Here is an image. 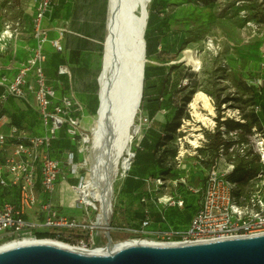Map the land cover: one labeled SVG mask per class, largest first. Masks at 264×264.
<instances>
[{
	"label": "built area",
	"instance_id": "1",
	"mask_svg": "<svg viewBox=\"0 0 264 264\" xmlns=\"http://www.w3.org/2000/svg\"><path fill=\"white\" fill-rule=\"evenodd\" d=\"M53 9V0H36L30 34L36 42V47L12 81L5 77L0 79V86H5V91L0 95V106L5 105L10 98L28 101L32 96L44 127L42 135L25 134L15 125L10 127L8 135L0 134V145H5L7 140H10L15 149L13 155L4 162L0 161V188L17 193L16 201L5 199L0 194V245L25 237L42 239L40 235H51V230L55 229L77 231L81 238L78 245L93 248L97 247V237L111 236L113 230L111 219L117 202V181L114 189L115 204L106 226H102L99 221L101 201L93 197L84 199L81 196L80 189L88 181L84 176H81L78 184L71 186L76 196L73 206L83 210L81 220L63 214L54 203L63 161L52 156L53 142L60 131L65 129L67 137L77 147V151L86 153L91 139L87 131L81 129L80 114L83 116L84 106L70 95L59 98L57 90L49 84L45 73L48 62L45 45L49 42V29L43 24L53 14ZM52 44L57 52H62L60 40H55ZM58 73L71 78L67 66H60ZM187 82L185 80L184 83ZM249 84L258 93H262L263 85L259 79L252 78ZM253 112L259 116L262 112L261 105H255ZM161 113L165 115L167 112L162 110ZM3 119L4 116H1L0 122ZM224 120L226 119H223V126L219 128L222 145L214 154L207 151L205 148L207 142L201 136L198 146L191 144L189 151L179 152L176 156L178 179L172 182L170 193H163L167 188L168 176H152L144 180L148 196L138 202L142 207L141 214L144 220L140 227L121 229L122 231L138 235L133 238L178 245L264 235V124L262 129L257 125L250 126L248 132L244 133L243 127L228 131ZM236 121L247 125L244 120ZM180 129L177 130L179 134ZM230 141L233 143L232 146L237 147L236 153L235 148L232 149L234 154L232 159H229L226 149ZM201 150H205L204 154ZM185 153L195 159V165L190 163V166H199L203 174L200 186L188 181L187 172H184L183 167L185 164L181 161ZM68 155L67 164L70 172L74 176L78 175L82 170L78 167L81 163H76L75 153L71 152ZM128 157L131 160V170L136 154L128 153ZM237 157L245 160L250 157L256 158L258 169L252 178L242 182L234 179L237 165L234 160ZM130 170L121 177L119 190L129 176ZM40 191L47 196L46 200L41 201ZM187 196H200L201 199L199 210L190 226L180 231L156 228L148 205L151 203L164 221V215L168 210L185 209ZM55 236L54 239L61 236L70 238L65 234Z\"/></svg>",
	"mask_w": 264,
	"mask_h": 264
},
{
	"label": "rangeland",
	"instance_id": "2",
	"mask_svg": "<svg viewBox=\"0 0 264 264\" xmlns=\"http://www.w3.org/2000/svg\"><path fill=\"white\" fill-rule=\"evenodd\" d=\"M34 1L0 0V73L8 70L10 65L19 58L13 40L2 39V35L5 31L10 30L14 35L21 36L20 45L21 41L26 44L31 41L29 32ZM153 1L149 3L148 12L153 6ZM156 10L162 22L164 35L160 55L155 61L147 58L146 66H164L167 75L164 78L145 82V96L135 126V128L139 126L140 130L135 134L130 149L132 153H135L140 148L141 140L150 127L154 126L158 129L161 124L164 125L165 119L160 110L161 100L167 98L169 91H179L182 86L179 93V97L182 98L181 133L174 135L162 153H159L165 158V166L174 171L172 175H168L167 188L163 190V193L166 194L172 191L171 184L178 179L176 156L179 152L191 149V140H199L203 136L207 142L205 148L211 149L217 142L215 136L219 133L220 126H223V119H226L224 121L227 124H224L228 131L242 126V123L236 120L246 121L248 127L244 128V133L254 125L262 129V124H264V89L262 95L259 94L249 84V80L259 79L261 85H264V0H157ZM79 12L85 16V20H94L95 18L106 20L108 0H90L84 4L83 8L81 7ZM62 14L63 8H61ZM74 28L80 29L81 23H75ZM60 29L63 32V38L66 37L65 31H63L64 26ZM88 30L90 29L86 27V31ZM210 41L215 49H210ZM61 47L63 53V41ZM188 51L198 55L200 65L197 68L184 61ZM24 56L23 58L26 59L27 53ZM102 56L103 48L101 54L96 57V65L90 73V78L94 81L92 90L96 93L94 96L95 110L98 108V77L102 68ZM185 80L188 82L184 83ZM199 92H203L210 98L216 113L212 117L214 124L200 122L190 107L194 96ZM257 104H261L263 107V113H260L262 120L253 112V107ZM199 106L202 107V104ZM199 113L205 116L208 114L202 108L199 109ZM95 119L96 115L89 119L90 129L87 131L91 139L89 150L92 147V128ZM38 124L36 127L39 129L41 122L39 121ZM135 128L133 132H135ZM42 131L43 129L36 133L39 134ZM193 135L196 136L192 137ZM229 143L233 145L231 141ZM226 147L227 155L229 159H232L234 155L232 149L235 148L234 153H236L237 147ZM69 153L71 152H64L58 156L63 161L61 177H69V180L75 185L80 182L81 176L89 179L87 169L80 170L79 174L75 176L71 174L67 164ZM86 154L80 153L76 149V163H82ZM187 154L185 153V157L181 158L185 164L183 165L184 172L191 170L190 163H195V159L188 157ZM255 159V157H250L245 161L249 162L248 165L256 170L258 165ZM234 161L237 164L239 158L237 157ZM187 173L188 181L196 183L194 169L191 173L189 171ZM120 179L119 176L116 183L117 202L111 219L113 228L111 236L97 237L96 245L107 246L110 243L117 244L129 238L138 237L136 234L121 230L140 227L141 221L130 220L129 214L140 213L142 207L139 203L132 202L126 189L120 194L123 189L119 190ZM73 199L74 201L76 199L74 193ZM65 202V211L60 209L61 212L81 220L82 208L69 209L71 198L67 197ZM198 204H200V196H192L188 199L186 209H173L166 213L167 222H162V215L158 212H153L151 218L155 223L162 222L158 225L159 228L168 227V223L174 222L177 231L185 230L186 227L182 228L181 225H189L196 212L195 206ZM153 210L156 209L153 207ZM50 234L51 236L59 234L75 236L77 231L68 232L53 229Z\"/></svg>",
	"mask_w": 264,
	"mask_h": 264
},
{
	"label": "bare ground",
	"instance_id": "3",
	"mask_svg": "<svg viewBox=\"0 0 264 264\" xmlns=\"http://www.w3.org/2000/svg\"><path fill=\"white\" fill-rule=\"evenodd\" d=\"M152 0H112L110 17L112 36L108 43L107 58L104 63L102 56V68L99 74L102 94V110L96 115L92 131L91 150L86 151L83 162L78 166L89 171V179L81 187V196L84 199L93 197L102 203L100 224L106 226L108 217L114 206V189L118 177H122L130 170L131 160L128 153L135 134L139 133L140 127H136L137 115L140 111L143 98H140L142 55L145 45L143 34L147 30L146 21L149 3ZM138 5V7H137ZM109 7V0H108ZM132 9H136L132 14ZM148 25V24H147ZM146 26V27H145ZM10 30L5 31L2 39L13 40L15 51L18 50L19 40ZM210 49H215L212 41ZM186 63L197 68L200 65L198 55L188 51ZM146 66L147 57L144 59ZM106 71L101 76L103 66ZM145 79V78H144ZM145 87V81H144ZM144 95V92H143ZM202 104V107L199 106ZM200 122L214 124L212 117L216 115L210 98L203 92L194 96L190 105ZM202 108L208 112L207 116L199 113ZM135 128V132L133 129ZM193 135L192 137H195ZM192 145L198 146V139L191 140ZM34 244H47L69 249L86 255H105L112 251L135 245L151 246H176L178 244H163L151 239L132 238L117 243V246L84 247L72 245L58 239L30 238L25 237L19 241L0 245V253L21 246Z\"/></svg>",
	"mask_w": 264,
	"mask_h": 264
},
{
	"label": "crops",
	"instance_id": "4",
	"mask_svg": "<svg viewBox=\"0 0 264 264\" xmlns=\"http://www.w3.org/2000/svg\"><path fill=\"white\" fill-rule=\"evenodd\" d=\"M35 2L32 5V19L35 13ZM90 2V0H53V14L44 21V27L49 29L48 39L49 42L45 45V52L48 57L45 73L49 80V84L54 86L57 90V96H73L78 102H80L85 112L81 117V129L89 131L90 129V118L94 115V92L93 85L94 81L90 78V73L93 67L96 65V57L101 54L103 48V41L106 36V22L102 18H95L94 20H85V16L80 14L81 7L84 4ZM61 8H63V14L61 15ZM75 23H81L80 29H75ZM64 26L63 31L66 33V37L63 38V32L60 27ZM86 27L90 30L86 31ZM93 30H92V29ZM31 30L29 32L30 42L26 44L20 41L18 44V60H15L9 69L0 73V79L5 77L8 81H12L19 68L29 59L32 55L33 50L36 47V42L31 37ZM21 36H17L19 40ZM63 39V40H62ZM60 40L64 42L63 53L57 52L52 42ZM24 43V44H23ZM26 59L24 55H26ZM24 59V60H23ZM157 56L151 58L155 61ZM60 66H67L71 72V78L65 75H59L58 69ZM5 91V86H0V95ZM4 116L2 122H0V134L8 135L10 133V127L12 125L17 126L21 132L28 135H42L44 134V127L39 115V112L34 103V98L29 97L28 101L18 100L10 98L8 102L0 106V117ZM41 122V128L36 127L38 122ZM39 126V124H38ZM42 133L37 134V131L42 130ZM60 138V133L57 139ZM56 139V140H57ZM77 147L75 146V151ZM14 146L10 140H7L5 145H0V161L4 162L8 157L14 154ZM64 152H72L65 150ZM63 152V153H64ZM191 173L194 169L195 179L197 180L194 185H202L200 178L203 176L199 169V166H189ZM187 171V172H188ZM188 176V173H187ZM69 177H61L57 186L54 197L55 205L65 211V199L71 198L72 202L68 205L69 209L75 210L73 206L74 199L71 186L75 185L72 183ZM122 189V188H121ZM0 194L10 201H16V191L0 188ZM72 194V195H71ZM41 201L46 200L47 196L40 191ZM189 197L192 196H187ZM137 201L136 203H138ZM151 204V203H150ZM149 204V205H150ZM153 206V205H152ZM154 207V206H153ZM155 208V207H154ZM156 209V208H155ZM180 210V209H179ZM184 210V209H183ZM158 212V211H157ZM70 215V214H69ZM73 216V215H72ZM191 222H189L190 225ZM188 225V227H189ZM172 228L170 225L168 229ZM187 229V228H186ZM173 230V229H172ZM177 231V230H175ZM180 231V230H178Z\"/></svg>",
	"mask_w": 264,
	"mask_h": 264
},
{
	"label": "water",
	"instance_id": "5",
	"mask_svg": "<svg viewBox=\"0 0 264 264\" xmlns=\"http://www.w3.org/2000/svg\"><path fill=\"white\" fill-rule=\"evenodd\" d=\"M111 4L112 0H109L106 22L107 33L103 41L104 63L107 58L108 43L113 35L110 17ZM135 10L132 9L130 13L133 14ZM148 19L149 15H147L146 26ZM145 57L146 41L142 55L143 63L138 103L143 98L144 92ZM105 71L104 64L101 76ZM98 85L99 106L97 115H100L103 106L100 78H98ZM117 245L110 243L107 246ZM0 264H264V235L176 246L135 245L97 256L77 253L53 245L34 244L1 252Z\"/></svg>",
	"mask_w": 264,
	"mask_h": 264
},
{
	"label": "trees",
	"instance_id": "6",
	"mask_svg": "<svg viewBox=\"0 0 264 264\" xmlns=\"http://www.w3.org/2000/svg\"><path fill=\"white\" fill-rule=\"evenodd\" d=\"M156 8H157V0H154L153 6L150 8L148 25L145 33L146 57L149 59H151L153 56H157L158 58V56L160 55V51H161L160 47L162 46V39L164 35L162 22L160 20L159 15L157 14ZM166 75H167V71L164 66L145 67V73H144L145 82L152 81L158 78H164L166 77ZM181 88L183 87L180 86L179 91L177 90H175L174 92L169 91L167 98H162L160 103V107H161L160 110L161 111L165 110L167 112L165 115H163L165 119V123L164 125L161 124V126L158 129L155 128L154 126L150 127L147 134L141 140L140 148L137 149L135 152L136 154L135 160L132 164L129 176L125 180L122 187L123 189L120 193L122 194L124 189H126L127 193L130 194L132 198V202L140 201L143 197L148 196V189L144 182L146 178L152 176L157 177L161 175L163 176L172 175L171 173L172 170L165 166V158L163 157V155L161 154L159 155V153H162V150L165 149L168 142L173 139V136L177 134V130L180 128L181 116H182V106H181L182 98L179 97V93L182 90ZM262 89H264V85ZM144 96H145V92L143 98ZM97 102L99 106L98 98H97ZM97 110L98 108L95 110L94 115H97ZM262 113H263V107L261 114ZM261 114L259 115V117L262 120ZM241 127L247 128L248 126L242 125ZM215 137L217 142L213 144L211 149L210 148L207 149V151H210L212 154H214L219 149L220 145H222V142L219 137V133ZM227 146L230 147L232 145L229 143L227 144ZM65 150H70L73 153H75V146L67 137L66 130L62 129L60 131V138L53 142L51 148V154L53 157L59 158L58 156L62 154ZM201 152L204 153L205 150H201ZM248 163L249 162H246L245 159H239V162L237 163L234 171V179H236V181L238 182L246 181L247 179H250L255 175V169L250 167ZM187 205H188V197H186V207ZM199 206L200 204H198V206H195L196 212L193 215L191 222L194 216L196 215V213L198 212ZM148 208L150 209L151 215L153 212H157V210H153L152 204L148 205ZM170 210H168L167 212H169ZM175 210H179V209H175ZM166 213L164 215L165 220L164 221L162 220V222H167ZM129 215H130V220L132 221L140 220L142 222L144 220V216L141 214V212L134 215L132 214ZM162 222H156V223L154 222L155 227L159 228L158 225ZM170 225L172 226V228L170 227V229L177 230L175 229L174 222L168 223V227ZM181 226L182 228L184 227L188 228V225L186 224ZM168 227L159 228V229H168ZM40 238L54 239L56 238V236L43 234L40 235ZM58 240L72 245H78L79 242L81 241V238L78 235L70 236V238L69 237L67 238L66 236H61L58 238ZM96 246L102 247L105 245H96Z\"/></svg>",
	"mask_w": 264,
	"mask_h": 264
}]
</instances>
